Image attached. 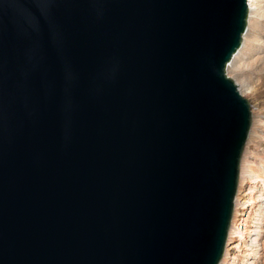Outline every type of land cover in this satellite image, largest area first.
<instances>
[{
    "label": "water",
    "instance_id": "1",
    "mask_svg": "<svg viewBox=\"0 0 264 264\" xmlns=\"http://www.w3.org/2000/svg\"><path fill=\"white\" fill-rule=\"evenodd\" d=\"M246 0H0V264H220L251 113Z\"/></svg>",
    "mask_w": 264,
    "mask_h": 264
},
{
    "label": "rangeland",
    "instance_id": "2",
    "mask_svg": "<svg viewBox=\"0 0 264 264\" xmlns=\"http://www.w3.org/2000/svg\"><path fill=\"white\" fill-rule=\"evenodd\" d=\"M247 28L244 56L237 65V72L230 75L226 73V76L251 88L248 100L254 105V110L250 109L251 121L254 120L250 129V132L253 130V136L250 141V138L247 139L240 166L243 164L259 180L254 181L252 177H246L250 175L247 174L240 187L238 181L237 190L239 188L242 194H247L244 207H237L238 213L244 214L242 218L247 233L246 240L235 253L237 260L234 264H264V0H259L258 12ZM235 208L231 225L234 219L239 218L236 215L234 217Z\"/></svg>",
    "mask_w": 264,
    "mask_h": 264
},
{
    "label": "bare ground",
    "instance_id": "3",
    "mask_svg": "<svg viewBox=\"0 0 264 264\" xmlns=\"http://www.w3.org/2000/svg\"><path fill=\"white\" fill-rule=\"evenodd\" d=\"M258 3H259V0H246L247 9H248V16H247L248 27L258 12ZM247 34H248V28H246V31L243 34L240 48L237 50V52L234 54L231 61L226 66L225 72L227 73V75L228 74L229 75L234 74L237 72V65H238L239 61L242 60L244 53H245V50H246L245 41H246V38L248 36ZM232 80L231 81L235 85L238 94L242 98H244L246 101H248L247 103H249L248 104L249 108L251 110H254V105H252L250 103V101L248 100L250 95H251V88H249L246 85H243L241 82L235 81L234 79H232ZM252 113H253V111H252ZM251 122L254 123V120L252 119ZM252 133H253V130L251 132H249V136H250V137H248V138H250L249 141L252 139V136H253ZM247 174H250V175H247ZM245 175H247L246 177H248V178L252 177L254 181L259 180V177L257 175H253V174L251 175V172L247 171L246 167L242 164L240 166V171H239V187L241 186V183H242L243 179L245 178ZM253 183H255V182H253ZM237 191H238V193L236 194L235 201H234V206L236 207L235 212H234V217L236 215V217L239 216V218L234 219V224H232L231 228L229 229L228 237H227L228 238L227 239L228 245L225 246L226 247L225 253H224V255L220 261V264H234V262L237 260L235 257V255H236L235 253L240 248L239 245H241L243 243V241L246 240L245 234L247 233V231L244 228V219L242 218V217H244V214L238 213L237 207L239 205L244 207V204H245L244 201H245L247 194H242L240 192L239 188ZM235 222H236V224H235Z\"/></svg>",
    "mask_w": 264,
    "mask_h": 264
}]
</instances>
